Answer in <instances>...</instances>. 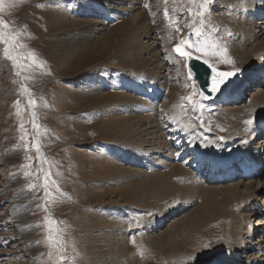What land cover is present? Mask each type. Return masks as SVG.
Listing matches in <instances>:
<instances>
[{
    "label": "rangeland",
    "instance_id": "374dc122",
    "mask_svg": "<svg viewBox=\"0 0 264 264\" xmlns=\"http://www.w3.org/2000/svg\"><path fill=\"white\" fill-rule=\"evenodd\" d=\"M186 3L187 0H167L170 16L166 19L164 0H136L133 6L131 0H17L16 3H13V0H2L0 21L9 24V32L19 31L18 43L25 46L17 49L13 54L27 56L28 53H33L37 61L43 63V68L25 72L24 75H30L31 78L23 80L22 77L15 75L18 69H14L12 62L4 58V46L0 45V264H55V252L53 251L51 258L48 256L51 250L46 242L49 227L63 229L66 248L64 255L69 257V264H73L71 260L73 257L74 264H216L220 261L226 252L225 247L229 244L227 242L229 223L222 218L202 230L199 229L201 231L196 229L195 221L190 220L196 208L201 206V199L186 204L179 196L156 201L155 194L143 197L140 196L143 193L130 191L132 185L154 177L152 171L163 174L164 171L171 169L157 165L158 161L161 160L163 153L166 156L168 150L173 151V144H182V138L199 153H197V156H200L198 159L204 156L211 158L207 152L228 155L229 152L222 150V145L217 143L238 142L240 145L241 141L237 139L248 136L246 129L251 132L249 125L244 121L252 119L256 122L259 113L257 109L260 108L256 105L254 96L258 93V89L263 94L264 86L255 88L254 86L260 83L253 85L248 83V79L252 76L260 77L258 73L264 65L263 57L257 58L258 52H261L257 44L264 41V35L258 34L259 28L263 30L264 24L260 25V20L248 21L244 15L234 12L235 6L242 7V0H215L211 9V26L217 28L218 32L214 33L213 37L220 38V43L228 49L227 57L234 63H220V57L210 56L208 59L218 70L239 69L235 73L237 88L247 83L243 87V94L248 96L240 104L231 105L221 101L218 105L214 104V107L199 96L195 81L197 94L193 95V86L187 82L185 61L171 51L172 46L185 38V34L190 35V30L185 27L191 20L190 16H184L179 21L182 32H176L169 26L170 19L175 18L176 15L171 9ZM145 4L149 7H144ZM109 7L116 12L112 13L113 20L108 25L102 20L110 19L103 18L100 10ZM138 12L145 17L150 28L149 38L142 37V41L138 40L137 43V46H144L147 49V52L142 53V58L148 59L158 54V60L146 69L122 61L129 56L124 50L121 51V48L126 47L127 40L119 25ZM55 16H64L67 20L72 18L76 21H67L68 27L48 30L47 27L51 26V20L55 19ZM241 20L255 25L254 31L258 34L257 40H252V43L244 47L240 46L243 45V42L240 43V37L233 33ZM93 21L101 23L97 28L99 30L87 34V43L79 47L78 38L84 35H80L83 33L82 28L86 27V23ZM262 22L264 23V20ZM208 31H211V28L206 24L205 32ZM229 31L231 35L228 34ZM192 38L197 39L194 36ZM69 46L75 47L68 52L63 50ZM89 48L90 51L86 52ZM72 51H75V54L72 55L74 53ZM245 54L258 59L257 62L247 65L242 59ZM21 63H31V61L22 59ZM155 76L162 79L154 82L152 80H155L153 79ZM89 81L96 82L95 85H99L100 88L92 87ZM111 83L118 86V90L116 87L114 89L106 87ZM22 85H26L29 89L35 100V108L29 106V95L22 92ZM91 88L99 91L94 93L89 90ZM143 90L147 92L143 93ZM114 91L123 92L133 98L131 102L133 106L128 108L132 118L143 117L144 113L151 114L154 109L155 112H160L173 106L177 110L178 118L172 119L170 123L181 131H177L174 135L169 134L172 127L169 126L168 119L163 117L161 123L153 118L156 125L158 122L161 123L162 132L158 134H162L165 144L159 145L158 140L154 138L150 139V143L144 145V148L133 143L147 141L149 136L140 138L138 135L127 138L112 128L103 131L99 128L100 123L105 119L100 107L106 104L107 98L96 104L92 100L97 95H112ZM163 91L166 92V97L161 104L157 105L156 100L151 101L156 104L155 107L140 102L143 97L146 100L148 98L147 101L150 102L149 93L157 99L158 93ZM188 97H191V102ZM18 100L20 116L16 114L15 104ZM200 103L204 105L202 109L199 108ZM193 107H196L197 111H193ZM224 109L227 110L223 111ZM33 111L36 113L35 123L39 126L38 130L32 127ZM260 117L259 115L258 119ZM239 118L240 124L237 128L233 127ZM21 122L28 132L29 145L33 143L43 145V157L32 150L29 153L32 159L29 161L25 158L24 148H16L20 143ZM144 125L143 128L146 127ZM184 126H188L191 135L186 134L183 130ZM201 126L211 137L207 138L208 135L205 141L201 137L191 141V136L193 138L198 136L194 128L198 129ZM37 131L40 133L38 139L35 138ZM131 132L138 131L134 129ZM179 138L181 143L178 141ZM197 142H199L198 148L205 151L197 150ZM111 144L119 146L123 144L139 149L142 147L143 150L151 152L159 146L161 150L160 154L152 155L155 158L143 160L141 167L144 169H141L140 178H132L131 174L114 177L107 175L103 177L105 179L92 178L91 174H88L91 173L90 162L98 161L97 154L106 155ZM257 145L264 148V143L261 144L258 139L251 141V146L262 153L260 159L264 163V149ZM204 152L208 155H204ZM138 155L140 156L139 153ZM44 157L47 158V162L44 161ZM149 160L156 164H151ZM27 163L32 165L31 171L34 173L32 176L23 175L28 169L22 168L21 165ZM119 164L117 168L120 167ZM41 168L50 173L48 191L51 195L48 197L45 196L42 186L45 183L44 174L38 171ZM187 169L188 173L193 175L189 168ZM51 180L56 181L55 186L51 184ZM190 180H183L181 183L199 186L201 193L206 188L239 184V192L243 194L249 193L245 188L246 184L252 181L251 185L256 191L258 205L249 208L255 207L256 212H253V209L243 208V211L241 209L237 213L241 211L243 215H249L251 218L249 225L255 227L260 219H264V176L226 185H208L203 180L191 184ZM29 184H35L36 187L29 188ZM96 192L103 194L97 196ZM124 209H129L130 214L124 220L126 226L122 229V238L116 234L113 241L117 242L116 246L122 245L125 249L116 257L104 252L103 249L107 246L100 242L97 235L100 234V230L110 225L114 218L117 219L116 225L122 222L118 219V214H120L119 210ZM160 209L163 210L160 212ZM232 210L236 211L235 208ZM254 213L256 214L252 217ZM46 217H50L55 223H50L45 219ZM61 221L63 223H59ZM157 221L161 223L157 224ZM249 237L250 240L253 239L251 235ZM260 240L259 236L258 241ZM254 251L257 253L249 252L246 259L243 258L246 254L241 252L239 258L242 261L240 260L239 263H257L256 256L260 257L261 251L258 246H255ZM190 257L195 259H189Z\"/></svg>",
    "mask_w": 264,
    "mask_h": 264
},
{
    "label": "bare ground",
    "instance_id": "6f19581e",
    "mask_svg": "<svg viewBox=\"0 0 264 264\" xmlns=\"http://www.w3.org/2000/svg\"><path fill=\"white\" fill-rule=\"evenodd\" d=\"M135 1L136 0H131L132 6L134 5ZM129 4L130 3H128V5ZM235 9H236V10H234L235 13L238 12L240 15H244L248 21L252 20L251 22H253L255 20L254 19L255 17L264 16V0H246V7L245 6H242V7L239 6V8L238 7L236 8V6H235ZM126 10H123V11H126ZM100 11L102 12L103 18H108L112 22V20H113V14L112 13L116 12L115 9H113L112 7H111V9H110V7L104 8V9L101 8ZM123 13L125 14L126 12H123ZM110 20H102V21L105 22V21H110ZM259 20H260V22H262L264 19H259ZM51 21L53 23L51 22L50 23L51 26L47 27L48 30H49V28L53 29V28H61V27H66V26L68 27L69 23L67 21H70V22L74 21L75 22L76 20L75 19L73 20L72 18L70 20L69 19L67 20L64 18V16H58V17L55 16V19H52ZM251 22L248 23L247 21L243 20L242 22H240L238 28L237 29L235 28V30H233L234 31L233 33H235V35L237 34L236 35L237 37L238 36L240 37V41H241L240 43L243 42L242 43L243 45H240L242 47L246 46L252 40H257L258 34L264 35V29L262 30V28H259L260 29L259 33L256 34V31H254V29H256L255 25L251 24ZM260 22H259L260 25L264 24L263 22L262 23H260ZM100 24L101 23L98 21L86 23V27H83L81 30V32H83V33L80 34V35H82V34H84V35H82L81 38H78V40H79L78 46L79 47L83 46L87 43V41H88L87 36H86L87 34L92 33V32L94 33L95 31L99 30L97 28H98V25H100ZM256 24H258V23H256ZM102 25H105V24H102ZM119 28L122 29L123 33H125L124 34V35H126L125 40H127L125 43L126 47L121 48V51L124 50V52H126V54H128V56H129L127 59H123L122 60L123 62L130 64V65L131 64L136 65L137 68L146 69L148 66L154 64L156 60H158L157 59L158 54L157 55L154 54V57H150L148 59H143L142 53L147 52V49L144 46H141V47L137 46L138 40L140 41L142 39V37L149 38L148 33L150 30V28L148 27V25L145 21V17L142 16L141 12H138L135 15L133 14V16L128 21H123L121 23V25H119ZM127 44H129V45H127ZM72 47H75V46H69L67 48H64L63 50L68 52V51L72 50ZM257 47L259 50H261V52H258L259 54L257 55V58L259 59L262 56L264 59V41L259 42L257 44ZM87 51H90V48L88 50H86V52ZM72 52H74V53H72V55L75 54V51H72ZM126 54H124V55H126ZM242 59H243V61L244 60L246 61L247 65H251L252 63L255 64L258 60V59H254L253 56L250 57L248 54H245L242 57ZM110 71H112V70H110ZM147 72H149V71H147ZM263 72H264V65L261 66V69L259 70L258 75H260V77H258V76L253 77L252 76L253 79L255 78L256 80L258 79L260 81V85H255L254 86L255 88H259V86H262V87L264 86V79H263L264 74H262ZM124 76L128 77L126 75H124ZM150 78H151V76H150ZM153 79H155V80H152V81L157 82L158 80H161L162 77L155 76V78H153ZM95 84H96V82L92 81V83H91V81H89V85H92V87L95 86V87L100 88L99 85H95ZM106 87L114 89L116 87V85L111 83V85H107ZM237 87H238V85H237V81H236L231 85V87H229V89L223 95H221L219 97V101H224L226 99L234 98L235 96H237L239 94L238 93L239 88H237ZM116 88L118 90V86ZM89 90L94 92V93H95V91H99V90H95L94 88H91ZM144 92H147V90H143V93ZM257 92L258 93L254 96V100H256V105H259L258 107L260 109H257L259 111L258 116L259 115L261 116L259 119L262 118V120L260 121V122H262L264 120V93L261 94V91H259V89ZM245 96H248V95L246 94ZM154 97L155 96H153V98ZM93 98H94V100H92V99L91 100L94 101L95 104H96V102L103 100L104 98H107L106 104H104V106L100 107V110L103 112L102 116H104V118H105L100 123L101 125L99 124L100 125L99 128H101L103 131L108 130V128H112L113 130L118 131V133L123 134L124 137H127V138H132L133 136H138V135L140 136V138L142 136H144V137L149 136L147 141L146 140L135 141L133 143V145H135V146H142L144 148V145H148L150 143L149 140L154 139V138H156V140H158L157 143L159 145L163 144V146H164V144H165L164 137L162 136V134H158V132H162L161 123H162L163 117H166L168 119V124H169V126L172 127V129L170 127L171 131L169 132V134L174 135L177 131H179V130L181 131V129L176 128L172 123H170V121L172 119L178 118V117H176L177 110L173 106H170L168 110L165 109L164 111H160V112H155V109H154V112L151 114L144 113L143 117L141 116L140 118H132L128 112V108L130 106H133L131 104V102L133 101V98L131 96L124 94L123 92H120V91H114L112 93V95H110V94L109 95L108 94L97 95ZM147 100H148V98H147ZM147 100L143 97L142 100H140V102L143 105L149 104L151 107H155L156 104L154 105L151 102L152 100H150V102ZM234 100H235L234 103L232 102L233 105H235V103H237V102L242 101L243 98L240 101H236L237 97H235ZM213 102H216V101H213ZM134 110H136V109H134ZM225 110H227V109H224L223 111H225ZM136 112H137V110H136ZM125 113H128V114L126 115ZM258 116L256 117V121L258 120ZM153 118L156 119V121H160L161 123L159 124V122H158L156 125L154 122L155 120H152ZM239 120H240V118H239ZM239 120H237L233 124V127L237 128V125L240 124V122H241V120L240 121ZM255 123H257V122L254 121L253 124L248 127L251 129V132L246 129V135H248V136H243V137L238 139L241 141V144L239 145L240 146L239 149L235 150L237 145H238V142L237 143L232 142L231 150L232 151L235 150L233 152V154H236L238 156H242L243 154H246L245 152L249 151L250 146H247V143H244V144H242V143L244 141L248 142V141L254 140L252 137V132L255 128V127H253V126H255ZM143 124H145L144 126H146V127L143 128ZM180 124H181V120H180ZM160 127H161V129H159ZM156 128L158 130H156ZM134 129L138 132L132 133L131 131ZM186 134L188 135L189 133L186 132ZM161 136H162V138H161ZM249 138H252V139H249ZM191 141H194V140H191ZM259 141H261V144L263 143L262 140H258V142ZM179 142H181V141H179ZM129 143H132V142H129ZM158 144H157V146H158ZM178 145L180 146L181 144H178ZM198 145H199V142H197L196 148H198ZM142 147H141V149H139V147H132V146L123 145V144H120V146L111 144L106 155L103 156L102 153L97 154V157L99 158L98 161L93 160L92 162H90L91 164H89V166L91 169V173H88V174H91L92 178H98V179H102L103 177H105L107 175L114 177V176H119L121 174L123 176L131 174L132 178H140L142 176V170L141 169H144V167H141L143 160L155 158V157H152V155L154 156V154H160V150H161L159 146H158L159 150L157 148L156 150H154L152 152L150 150L145 151L142 149ZM187 147H188V149L187 148L185 150L183 149L184 151L181 150L180 153L183 154L182 157L174 155V151L168 150L167 154H165L166 156H164V153H163L161 155V160L158 161L159 164H157V165H160L162 168H165V169L168 167H171V169L164 171L163 174L161 172L157 173L155 171H152V173L154 174V177H152L151 179H148V180L141 181V183H139V184H136V185L134 184V186L132 185L131 190H130V191H132L131 193H140V194L143 193L142 195H140L143 197L147 196L148 194H151V195L155 194L156 196L154 197V199L156 201H162V200L168 199L172 196H179L181 198V200L183 201V203H185V204L188 202H192L193 200L201 199L202 200L201 206H198L196 208V211L193 213V218L190 220V221H195V225L193 223H192V225H194L196 229L202 230L205 227L211 225L212 223L219 221L222 218L227 223H229V226L227 228L228 229L227 242H229V244L225 247L226 252L222 255L220 261L217 262L216 264H240L239 261L240 260L242 261V259L239 258L241 255V252L246 254V255H244L245 257H243L244 259H246L247 254L249 252H252V253L254 252L255 254L257 253L256 251H254L255 246L259 247V249L261 251V253H260L261 258L255 255L258 258L259 262L256 261L257 263L254 262L253 264H262L264 262L263 257H262V256H264V247H262V245L264 246V238L260 234V232L263 230H260V229L264 228V219L262 218V219H260V221H258L257 226H256L258 228H256L252 224L249 225V223H250L249 221L251 219L249 217V215H243V213H241V211H240V213H237V212H239L238 210L242 209V211H243V208L245 210L246 209L247 210L253 209V212H256L255 207L258 205L257 204L258 201H257V195L255 194L256 191L252 189L253 188L251 185L252 181L249 182L248 184H246L245 189H247L246 191H249L248 194L247 193L243 194L242 192H239V189H238L239 184H235V185L228 186V187H222V188L221 187L206 188L204 191H202V193H201V189L199 188V186L182 184L181 181L188 180V179L192 180V181L190 180L191 184H195L196 181L200 182L201 180H199L197 178V176H198L199 172L203 171L202 167L207 161H210V164L212 165L213 168L218 167V165L215 162H212L210 160L211 158H208L207 156H204V157H201V159H198L200 157V156L199 157L197 156L198 152H196L194 147H191L190 144H188ZM257 147H260L262 150L264 149L263 147L258 146V145H257ZM197 150L201 151V149H199V148ZM187 152H193L194 159H192L191 164L193 165L194 171H196V169L199 168V170L196 172V176H195L196 179H194L195 177L193 175H191L190 172L188 173L187 165H190V163L184 164V162H183V160L188 156ZM250 152H252V149H250ZM132 153H135V154H132ZM138 153L140 154V156L138 155ZM200 155H202V154H200ZM204 155H208V154H205V152H204ZM209 156H211V155H209ZM211 157L217 158V157H213V156H211ZM159 158H160V156H159ZM195 159H197L198 161H193ZM116 161L118 163H120L119 168H117L118 163ZM150 162H152V161H150ZM150 162H149V165L156 164L154 162H152L150 164ZM254 164H255V166H257L258 165L257 161H254ZM125 167H127V168H125ZM132 168H134L135 170L134 169L131 170ZM150 169L154 170V168H151V167H150ZM146 175H148V174H146ZM103 179H105V178H103ZM203 181L206 183L205 180H203ZM107 182H109V181H107ZM96 193H97V196H100L103 194L101 192H96ZM217 196H219L220 198L218 199ZM252 206H255V207L249 208ZM232 208H235L236 211L232 210ZM144 209H146V208L144 207ZM163 209H160V212ZM119 211H120L119 213L121 215L118 214L119 215L118 219H120L122 222H119L118 225H116L117 219L114 218L113 222H111L110 225L108 224L106 226V228L100 230V234L97 235L100 242L103 245L107 246L106 248L103 249L104 252L107 254L109 253L111 255H114L116 257H118L125 248H123L122 245L116 246L117 242L113 241V240H114L116 234H118L122 238V234H121L122 229L126 226V223L124 222V220H126L128 215L130 214L129 209H127V210L124 209V210H119ZM255 214L256 213H254L251 216L253 217V216H255ZM245 216H247V217H245ZM159 223H161V222H158L157 224H159ZM102 224L104 225V223H102ZM253 226L255 228H253ZM201 230H199V231H201ZM250 235H251V238H253L252 240H250V237H249ZM259 236L261 239L260 241H258ZM212 237H213V235H212ZM256 241H258V242L256 243ZM103 245H102V248L104 247ZM248 264H250V263L248 262Z\"/></svg>",
    "mask_w": 264,
    "mask_h": 264
},
{
    "label": "snow or ice",
    "instance_id": "6c2138e0",
    "mask_svg": "<svg viewBox=\"0 0 264 264\" xmlns=\"http://www.w3.org/2000/svg\"><path fill=\"white\" fill-rule=\"evenodd\" d=\"M17 0H13V3H16ZM0 3H2V0H0ZM165 8H164V17L166 19H169L170 16V10L167 7V0H164ZM215 0H187V3L184 5H181L179 7H173L171 9V12L175 15V18L170 19L169 26L172 27L176 32H182L183 30L179 27V21L184 16H190L191 20L189 24H187L185 27H187L190 30V35L185 34V38L181 39L179 43H177L172 51L177 54L179 58H182L186 60L188 63H186L184 66L187 68V82L191 83L193 86V95L197 94V91L195 89L194 81L196 80V70L195 67L191 64V61L195 60H202V63L204 65H207L208 68L211 69L212 76H211V86L207 89L208 93H217L221 90V85L225 83L228 77L234 76L236 71H239V69H236L235 71H229V72H218L215 65L210 63V60L208 57H220L219 62L220 63H227L232 64L234 63L230 58L227 57L226 53L228 49L224 47L220 43L219 37H213L214 33L218 32V29L211 26V9L214 6ZM242 6L246 7V0H242ZM144 7L148 8L149 6L147 4L144 5ZM227 7V6H226ZM210 27L211 31L205 32V26ZM231 35V32L228 33ZM20 35V32L18 30L14 32H9V24L4 21H0V45H3V56L4 58L8 59L12 62V67L14 69H18L15 72V75L18 77H22L23 80L30 79V75H24L25 72L35 71L37 68H43V63L38 62L35 55L33 53H28L27 56H24L23 54H18L20 58H18V55H14L13 53L16 52L17 49L25 47L23 44L18 43V36ZM196 37L197 39H193L192 37ZM171 38V37H170ZM30 60L31 63H21V60ZM33 65H35V68H33ZM22 92L27 93L29 95V106L31 108H35V100L32 98L31 93L26 85H22ZM199 96L206 100L209 98V96L205 95L204 91H199ZM189 102H191V97L187 98ZM19 100L16 101L15 106L17 107V116L21 115V110L19 106ZM204 105L202 103L199 104V108L202 109ZM193 111H197L196 107H193ZM31 116L33 118V129L39 128L38 124L35 123L36 119V113L33 111L31 113ZM246 125L251 126L253 124L252 119H248L244 121ZM19 130L21 132V136L19 137L20 143L16 145V148L19 149L21 147L24 148L26 153V160L31 161L32 156L29 154L32 150H35L36 153L39 154V156L43 157L44 153L42 152L43 145L41 143H33L29 145L27 136L28 132L24 127V123L21 122L19 125ZM183 130L188 131V126H184ZM40 133L37 131L36 133V139H38ZM222 139V138H221ZM44 161L47 162V158L44 157ZM22 168L28 169L23 172L24 176H32L34 173L31 171V163H27L24 165H21ZM38 171L42 172L45 177V183L42 185L45 190V196L48 197L51 195V193L48 191V181L50 179V173L45 171L43 168L38 169ZM59 175V173H57ZM52 185H56L55 180H51ZM35 184H29V188H35ZM57 191H59V188L57 186ZM63 195V193H61ZM45 211L47 209L45 208ZM150 214V213H149ZM46 220H48L50 223L54 224L55 221H51L50 217H46ZM63 223V221L59 222ZM48 236L46 239V242L48 243L50 247V251L48 253L49 258L52 257L53 251L56 254V261L55 264H69V257L64 255L66 248H65V242L63 239V229L60 228H51L48 229ZM39 243V241L37 242ZM207 247V245H205ZM75 251V249H73ZM143 254V253H141ZM74 257L71 258L73 264H74ZM189 259H195L194 257H190Z\"/></svg>",
    "mask_w": 264,
    "mask_h": 264
},
{
    "label": "water",
    "instance_id": "95a60500",
    "mask_svg": "<svg viewBox=\"0 0 264 264\" xmlns=\"http://www.w3.org/2000/svg\"><path fill=\"white\" fill-rule=\"evenodd\" d=\"M187 62V61H186ZM188 63V62H187ZM191 64L195 67L196 70V80L199 82L200 90L204 91L209 98H214L218 96L222 91H224L229 84L232 82L234 76L228 77L223 85H221V90L217 93H208L207 89L211 86V69L207 65H204L200 60H193ZM222 72V71H218Z\"/></svg>",
    "mask_w": 264,
    "mask_h": 264
}]
</instances>
